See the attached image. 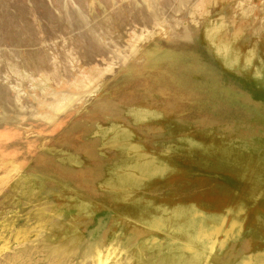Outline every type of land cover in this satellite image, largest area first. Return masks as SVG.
<instances>
[{"label": "rangeland", "instance_id": "374dc122", "mask_svg": "<svg viewBox=\"0 0 264 264\" xmlns=\"http://www.w3.org/2000/svg\"><path fill=\"white\" fill-rule=\"evenodd\" d=\"M222 65L264 70V0H0V264H253L264 233L245 216L264 208V161L228 166L214 128L236 113V132L264 134V106L247 108L264 97L221 88ZM133 161L165 178L139 182ZM128 174L134 186L115 179ZM232 202L248 206L243 230L215 245L154 222L191 207L220 224Z\"/></svg>", "mask_w": 264, "mask_h": 264}, {"label": "bare ground", "instance_id": "6f19581e", "mask_svg": "<svg viewBox=\"0 0 264 264\" xmlns=\"http://www.w3.org/2000/svg\"><path fill=\"white\" fill-rule=\"evenodd\" d=\"M172 73V72H171ZM191 73L192 71H185L184 73H179V72H175L174 74H176V77H172V81H175V82H179L181 84H184V81L186 79H188L189 77H191ZM168 74V73H167ZM173 75V74H172ZM175 78V79H174ZM231 78V76H230ZM216 81H218L216 78H214V86H216V84H218ZM206 89V88H205ZM218 90V89H217ZM217 90H209L207 91L206 96H207V99L210 100V97H214L215 93ZM206 101V99H205ZM204 102V101H203ZM87 130V129H86ZM190 145V147H189ZM196 146L195 145H192V144H189V143H186V144H182L179 146L178 148V151H184V152H187V153H195V154H191V156L193 155H202L203 153L200 152L201 151V148H195ZM205 147V146H204ZM230 149H229V152H220L222 154V156L224 158H228V157H231L232 153H230ZM92 155V154H91ZM89 155V156H91ZM118 155V154H117ZM115 154V157L117 156ZM205 155H208V153H206ZM241 156V155H240ZM97 157V156H96ZM201 157V156H200ZM92 158V157H91ZM194 158V157H193ZM214 158V157H213ZM195 159V158H194ZM239 159H241L242 161V157H240ZM128 160V159H127ZM105 162V161H104ZM134 162V161H133ZM132 162V163H133ZM225 162V161H224ZM131 163V162H130ZM197 163V162H196ZM163 164V162H162ZM253 164V163H252ZM255 166V164H253ZM130 166V165H129ZM135 168H138L137 170L145 173V174H141V177L139 178V182H144L146 180H160L163 178H165L163 175L161 174H158L157 172H154V170H151V167L149 165H145V164H139V163H136L134 162V165ZM166 167L165 166V170H166ZM196 168H199V166L196 164L195 166ZM208 167V166H207ZM257 167V165H256ZM132 168V167H131ZM203 168L204 171H206L207 169L209 168H205L204 166H201V169ZM100 169V170H99ZM200 169V171H201ZM210 170V169H209ZM212 170V169H211ZM95 176L92 177L90 180H93V184L103 178L105 176V172H104V166L102 165H99L95 167ZM197 171V170H196ZM115 172V171H113ZM170 173V174H169ZM169 173L167 175H169V177H167L168 179H170L171 177H176L177 175H181L182 173L179 172L178 169H176L175 166H172L169 170ZM187 173H185L182 177L186 176ZM250 174V173H249ZM115 174L113 173L112 174V177L114 176ZM250 176V175H249ZM136 176H134V174H128V175H124V177H121V178H115L116 181L120 182V184L124 183L125 185H132L134 186L136 184V180L134 179ZM201 177V176H200ZM137 178V177H136ZM198 178V177H197ZM205 178V177H204ZM237 178V177H236ZM166 179V180H168ZM245 179V178H244ZM180 180V179H179ZM193 180V179H192ZM186 181L188 180H184V182L186 183ZM195 183L197 185H200L201 182H203V184H205L204 182L205 179H196L194 180ZM215 181V180H214ZM157 182V181H156ZM248 182V181H247ZM165 183V182H164ZM163 183V184H164ZM168 184V183H167ZM170 184V183H169ZM190 185V184H188ZM261 190V189H260ZM259 190V191H260ZM239 191V190H238ZM248 191V190H247ZM258 191V189H255V191L253 192V196H255L256 198H253L252 201H254L255 203H260V202H263V198L260 196V195H255L256 192ZM209 195V194H208ZM214 195V194H213ZM211 196V195H210ZM250 196V195H249ZM212 197V196H211ZM231 197V196H230ZM235 197V196H234ZM211 201V200H210ZM220 202V201H218ZM222 202V201H221ZM264 204V202H263ZM244 208H248V206H242V207H236V203L235 202H232L230 205H228V207L225 208V214L223 215V213L221 214L223 216V219L221 218L220 219V224H216V223H213L211 224V226H207L206 222L204 223V221L200 220L197 212L192 209L191 207H178V210H176L173 214V217L169 218V219H155L154 222L156 224H160L161 226H176L177 227V230H179V232L184 235L186 234L187 237L190 239L192 238L193 239V233L191 231H200V230H205L207 229L209 231V235L210 236V239L208 242L210 243H213L214 245L216 243H218V241H215V239H219L220 236L222 235H225V236H228L229 234L233 235V233L237 232V231H242L243 230V221L241 219V213L242 211L244 210ZM187 222H191L190 224L188 225H184L185 223ZM173 223H176V224H173ZM246 223V222H245ZM250 224V223H249ZM248 224V225H249ZM209 225V224H208ZM229 225V226H228ZM247 225V224H246ZM207 227V228H206ZM187 228V229H186ZM209 228V229H208ZM173 229V228H172ZM251 229V228H250ZM188 230V232L191 233V235H189L188 233H186ZM206 230V231H207ZM204 234V233H203ZM238 236L240 234L236 233ZM234 234V235H236ZM205 237V235H204ZM230 237V236H229ZM198 239V238H197ZM202 240V239H201ZM223 240V239H222ZM224 241V240H223ZM188 244H191V243H188ZM193 244V243H192ZM209 245V244H207ZM212 246V245H211ZM209 247V246H208ZM250 262H252L253 264H264V254H258L256 255L254 258H251L249 260ZM247 264H251L249 263L248 261H246ZM244 264V263H243Z\"/></svg>", "mask_w": 264, "mask_h": 264}, {"label": "crops", "instance_id": "0c3cea01", "mask_svg": "<svg viewBox=\"0 0 264 264\" xmlns=\"http://www.w3.org/2000/svg\"><path fill=\"white\" fill-rule=\"evenodd\" d=\"M221 67H223L226 71V77L224 78V80L219 81L220 87L221 88H229L232 86L238 87L243 96L245 97V93L243 92L244 89L248 92V94H255V95H262L264 97V85H259L257 84L258 78L262 75L261 73H263V69L258 70L257 72L252 71V69L249 67V65L245 66H235L233 68H230L228 66H219V69H221ZM242 70V71H239ZM263 70V71H261ZM240 72V73H238ZM230 73L232 76L231 78L227 76V74ZM218 85V84H217ZM226 91H228L230 93V89H225ZM231 95V93H230ZM232 96V95H231ZM233 97V96H232ZM250 98V95H249ZM248 98V102L250 103V106L247 105V108H253L254 105L262 107L264 106V98L263 99H259L256 97H252V99ZM213 98L210 97V101H212ZM247 99V98H246ZM236 104L233 105L232 109L236 106L242 105L245 101H238L236 99ZM253 104V105H252ZM214 106V104H213ZM236 112V111H235ZM233 115V113H228L225 115V118L220 119L218 126H215L214 130H215V134L217 135L216 138H219L218 136H223L225 135V140H224V144L219 143L218 145H224V146H228L230 147L231 151H232V155L231 157L227 160V165L228 166H232L238 159V157H242V161L245 163L242 166V171L246 172L247 169H250L253 167L252 162H257L258 160H263L264 161V134H256V133H245V132H236L235 131V127L238 126L236 124V119L238 118H234V117H238L239 115H237L235 113L234 116L229 117ZM254 125H251L249 127H253ZM213 127L210 128V131ZM225 129V130H223ZM250 133V134H249ZM188 135H186L185 137H192L194 138L197 136L202 137L205 133L202 131H198V130H194L191 133H187ZM236 134V135H234ZM181 135V134H180ZM179 136V135H178ZM164 137V136H163ZM184 136H182L181 138L177 137L178 140L182 139ZM169 144V143H167ZM217 145V146H218ZM215 146L213 148V150L211 151L212 154L211 156L213 157V153H216L215 148L217 147ZM262 154V155H261ZM232 165L230 163V161L232 160ZM261 158V159H260ZM236 173H239V171L241 170L239 167H236ZM213 186H217L218 183L212 184ZM243 191H245V189H243ZM180 201V200H179ZM260 214V217H259ZM245 219L247 221H250L251 223L255 224L256 227H258L259 229L263 230L264 233V208L261 206L256 207L255 209H253V212L248 213V216L246 214ZM262 219V220H260ZM245 220V221H246ZM243 236H241V239ZM250 238V240L252 239V237H245L244 241L246 239ZM254 244V242L251 240V246ZM253 248V246H252ZM259 250H256V252ZM253 254V253H252ZM249 256V254H248ZM245 257H241V258H237V263L238 264H243L242 260H245Z\"/></svg>", "mask_w": 264, "mask_h": 264}]
</instances>
